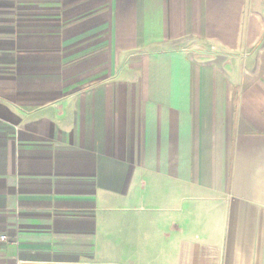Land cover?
Listing matches in <instances>:
<instances>
[{"label":"crops","instance_id":"crops-1","mask_svg":"<svg viewBox=\"0 0 264 264\" xmlns=\"http://www.w3.org/2000/svg\"><path fill=\"white\" fill-rule=\"evenodd\" d=\"M18 263L264 264V0H0Z\"/></svg>","mask_w":264,"mask_h":264},{"label":"built area","instance_id":"built-area-1","mask_svg":"<svg viewBox=\"0 0 264 264\" xmlns=\"http://www.w3.org/2000/svg\"><path fill=\"white\" fill-rule=\"evenodd\" d=\"M2 238H4V236H1ZM18 264H29V263H18Z\"/></svg>","mask_w":264,"mask_h":264},{"label":"rangeland","instance_id":"rangeland-1","mask_svg":"<svg viewBox=\"0 0 264 264\" xmlns=\"http://www.w3.org/2000/svg\"><path fill=\"white\" fill-rule=\"evenodd\" d=\"M217 60H219V58Z\"/></svg>","mask_w":264,"mask_h":264}]
</instances>
